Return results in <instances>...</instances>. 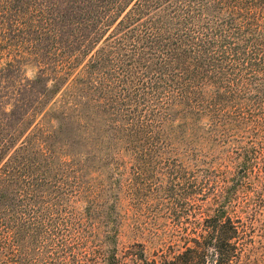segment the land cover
I'll list each match as a JSON object with an SVG mask.
<instances>
[{"label":"trees","instance_id":"16d2710c","mask_svg":"<svg viewBox=\"0 0 264 264\" xmlns=\"http://www.w3.org/2000/svg\"><path fill=\"white\" fill-rule=\"evenodd\" d=\"M185 116L237 135L204 181L182 251L119 252L115 231L88 234L89 202L61 209L47 177L82 156L75 140L123 143L144 162L164 151L160 129ZM0 164V244L18 229L44 264H232L230 243L245 230L231 213L242 211L244 191L264 190V0H0ZM69 240L88 248L82 259Z\"/></svg>","mask_w":264,"mask_h":264},{"label":"rangeland","instance_id":"374dc122","mask_svg":"<svg viewBox=\"0 0 264 264\" xmlns=\"http://www.w3.org/2000/svg\"><path fill=\"white\" fill-rule=\"evenodd\" d=\"M80 70L82 66L71 77ZM35 73L30 66L25 70L28 79H33ZM64 95L65 92L59 94L48 109L57 111ZM71 134L60 135L65 138ZM235 135L231 127L223 129L217 123L209 126L205 116L174 118L155 136L154 141L164 147L163 153L144 162L133 161L128 145L115 147L109 140L91 136L83 144L75 140V152L82 156L74 163L67 159V164L55 165L47 180L60 186L64 212H82L89 202L92 219L85 224L88 234L102 238L106 232L115 231L119 252L132 244H142L148 257L176 254L183 250L182 229L193 222L207 177L210 181L216 177L214 172L235 144ZM61 174L63 179L66 177L67 191L61 184ZM171 182L182 186H176L173 197L167 192ZM253 190L254 187L243 192L242 211L238 208L231 213L234 219L241 220L245 230L239 240L230 243L236 248L232 264H264V190ZM15 231L17 234H13ZM7 234V241L0 244V264H44L36 255L38 243L32 247L22 244L24 237L21 239L18 229L8 230ZM67 243L79 256L77 259H82L80 256L88 250L82 242Z\"/></svg>","mask_w":264,"mask_h":264}]
</instances>
